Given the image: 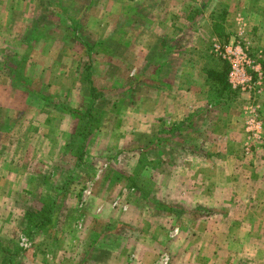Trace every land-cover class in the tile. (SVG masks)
I'll list each match as a JSON object with an SVG mask.
<instances>
[{"label": "rangeland", "instance_id": "374dc122", "mask_svg": "<svg viewBox=\"0 0 264 264\" xmlns=\"http://www.w3.org/2000/svg\"><path fill=\"white\" fill-rule=\"evenodd\" d=\"M0 264H264V0H0Z\"/></svg>", "mask_w": 264, "mask_h": 264}, {"label": "built area", "instance_id": "2783aa9c", "mask_svg": "<svg viewBox=\"0 0 264 264\" xmlns=\"http://www.w3.org/2000/svg\"><path fill=\"white\" fill-rule=\"evenodd\" d=\"M213 46L229 64L228 80L231 87L251 91L254 87H252V77L247 69L254 63V60L249 57V45L241 44L239 41H230L227 45L214 43Z\"/></svg>", "mask_w": 264, "mask_h": 264}, {"label": "trees", "instance_id": "16d2710c", "mask_svg": "<svg viewBox=\"0 0 264 264\" xmlns=\"http://www.w3.org/2000/svg\"><path fill=\"white\" fill-rule=\"evenodd\" d=\"M208 74L212 75V78H214L221 86L222 88L230 87V85L225 81V76L223 73L209 71ZM17 73H14V77H16Z\"/></svg>", "mask_w": 264, "mask_h": 264}, {"label": "crops", "instance_id": "0c3cea01", "mask_svg": "<svg viewBox=\"0 0 264 264\" xmlns=\"http://www.w3.org/2000/svg\"><path fill=\"white\" fill-rule=\"evenodd\" d=\"M197 48H198V46H197ZM200 50V49H199ZM204 76V75H203ZM195 80V77H193V74H191L190 76H189V78H188V81L187 82H193ZM187 82H185V83H187ZM185 83H182V85H181V87L183 88V87H185V88H187L188 86L187 85H183V84H185ZM193 88V87H192ZM182 90H184V92L183 93H185V91H188L187 89L185 90L184 88L182 89ZM186 93H188V92H186ZM202 93H204V91H202ZM193 95V98H195V100H200V99H202V98H196V96H194V94H192ZM183 96V95H182ZM181 96V99L182 100H184L185 99V96H183L182 97ZM165 101L167 102V99H166V97H165ZM171 102V101H170ZM169 102V103H170ZM170 104H172V103H170ZM182 114V115H181ZM180 115H181V118H184L186 115L184 114V113H181Z\"/></svg>", "mask_w": 264, "mask_h": 264}]
</instances>
